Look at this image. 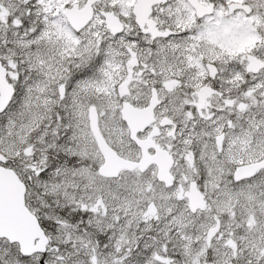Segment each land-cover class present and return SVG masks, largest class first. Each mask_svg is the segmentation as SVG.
Segmentation results:
<instances>
[{
	"label": "snow or ice",
	"instance_id": "6c2138e0",
	"mask_svg": "<svg viewBox=\"0 0 264 264\" xmlns=\"http://www.w3.org/2000/svg\"><path fill=\"white\" fill-rule=\"evenodd\" d=\"M0 264H264V0H0Z\"/></svg>",
	"mask_w": 264,
	"mask_h": 264
}]
</instances>
